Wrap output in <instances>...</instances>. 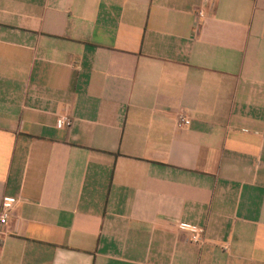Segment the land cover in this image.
<instances>
[{
	"label": "crops",
	"instance_id": "obj_1",
	"mask_svg": "<svg viewBox=\"0 0 264 264\" xmlns=\"http://www.w3.org/2000/svg\"><path fill=\"white\" fill-rule=\"evenodd\" d=\"M5 196L0 264H264V0H0Z\"/></svg>",
	"mask_w": 264,
	"mask_h": 264
},
{
	"label": "built area",
	"instance_id": "obj_2",
	"mask_svg": "<svg viewBox=\"0 0 264 264\" xmlns=\"http://www.w3.org/2000/svg\"><path fill=\"white\" fill-rule=\"evenodd\" d=\"M67 121H68L67 117H63L58 121V124H59V126H62ZM190 123H191L190 118L186 117L183 114L180 115L178 120H177V125L181 128L190 125ZM16 202L17 201H15V199L13 197H8V196L4 197L2 211L0 214V224H6L8 222L11 209ZM179 228L186 230L187 232L190 233V240L191 241H193L195 243H202L203 242V236L205 233L204 227L180 222Z\"/></svg>",
	"mask_w": 264,
	"mask_h": 264
}]
</instances>
